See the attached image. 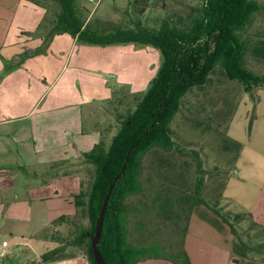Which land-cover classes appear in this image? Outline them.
Returning <instances> with one entry per match:
<instances>
[{
  "label": "crops",
  "instance_id": "1",
  "mask_svg": "<svg viewBox=\"0 0 264 264\" xmlns=\"http://www.w3.org/2000/svg\"><path fill=\"white\" fill-rule=\"evenodd\" d=\"M55 12L43 0H0V243L7 239L10 244L0 264H90L76 246L65 247L49 261L42 258L61 245L47 234L52 222L77 211L73 195L80 190L81 174L63 171L79 168L83 153L104 135L91 111L116 91L146 87L142 62L156 52L135 43L83 44L67 32L56 33L45 47ZM96 20L101 21L90 11L87 21ZM46 22L48 30L43 29ZM260 158L252 175L256 199L225 196L264 227V156ZM198 222L201 230L211 227L218 236L214 261L264 264V255L251 259L249 247H240L244 259L237 262L241 256L235 253L234 236L204 216ZM192 224L191 218L188 236ZM62 226L67 224L56 229ZM184 248L196 264L187 239Z\"/></svg>",
  "mask_w": 264,
  "mask_h": 264
},
{
  "label": "trees",
  "instance_id": "2",
  "mask_svg": "<svg viewBox=\"0 0 264 264\" xmlns=\"http://www.w3.org/2000/svg\"><path fill=\"white\" fill-rule=\"evenodd\" d=\"M53 1L58 3L60 10L45 38V47L56 33L67 32L83 44L150 45L161 52L162 60L148 88L145 91L130 92L138 96L136 106L126 114L118 115V126L111 139L106 142L104 133L90 151L83 153L79 168L63 171V175L83 173L80 190L73 195L77 211L74 216H61L53 221L49 231L54 228L57 232L56 227L67 224L73 227L75 234L69 240L52 235L61 245L44 253L43 260H51L67 246H76L84 249L90 264H96L92 250L96 222L110 185L125 166L113 189L98 246L105 264H138L140 260L147 258H161L174 264H192L184 243L193 212L191 204L208 205L202 197L204 177L197 176L194 195L185 197L187 202H192L188 211L185 204L181 205L179 213H175L171 200L158 202L157 217L168 226L164 239L154 240L153 235L151 237L153 230L147 229L143 220L135 224V228L140 229L138 242L143 239L142 243L131 239L127 199L134 195L148 194L146 199H141L144 208H148L150 203L156 206L160 193L149 196L150 192L146 193L142 182L144 157L154 150L190 152L198 159V168L201 167L197 150L186 149L177 143L173 128V123L183 111L186 97L192 91L208 89L216 75L222 74L231 84L239 85L240 93L248 94L255 105L260 100L259 91L264 89V74H256L245 62L249 50L256 58L264 60V34H259L255 41H251L245 36V32L262 6L258 0H202L191 24L178 27L169 22L160 26L147 25L142 16L150 6L149 0H131L134 13L138 16L118 24L87 21L90 11L79 0ZM222 90L223 87L219 86L213 91L219 93ZM120 92L123 91H116L111 100L120 96ZM238 101L239 99L234 104L231 103V108L224 117L225 122L235 111ZM193 109L198 111V105L192 106L189 111L194 112ZM146 201L148 205L145 207ZM140 211L143 210L138 207L136 212ZM78 212L82 217H87L86 224L81 222ZM244 214L237 213L235 220L238 221ZM247 214L252 216L250 212ZM223 220L236 237L234 224L225 216ZM217 227L222 228L219 225ZM64 240L67 242L64 243ZM161 240L171 244L172 252ZM175 240L179 241L176 250ZM240 247L242 246H238L234 239L235 252L241 256V259H235L237 262L244 259L243 250L247 245H244L242 251Z\"/></svg>",
  "mask_w": 264,
  "mask_h": 264
},
{
  "label": "rangeland",
  "instance_id": "3",
  "mask_svg": "<svg viewBox=\"0 0 264 264\" xmlns=\"http://www.w3.org/2000/svg\"><path fill=\"white\" fill-rule=\"evenodd\" d=\"M43 1L51 4L53 10L56 11L55 14L60 10L57 2ZM79 1L88 10L95 12V19H101L106 23H124V21L138 16L134 13L131 0ZM258 1L262 8L255 14L252 24L245 32V36H248L251 41H255L259 34H264V0ZM201 2L202 0H149L150 6L146 14L142 16V20L151 26H160L164 22H169L171 25L184 27L191 24ZM43 29H49L47 22L46 25L43 23ZM147 47L155 49L156 52L155 56L153 54L148 56L145 64L142 62L144 65L142 84L147 83V85L140 91H145L148 88L154 77L153 73L157 72L162 60L161 52L157 48L143 45L141 49ZM245 63L256 74H264V60L256 58L250 50L246 55ZM145 70H147V75L144 74ZM219 86L223 87L222 92L215 93L213 90ZM240 90L239 85L231 84L222 74H217L208 89H195L186 97L183 111L173 123L174 135L176 142L186 149L197 150L202 163L200 168L197 166L198 159L196 160L190 152L154 150L144 157L142 182L146 187V193L149 191L150 196L159 192L160 198L156 201V206L150 203L146 209L141 199H146L148 194L134 195L127 199L131 239L136 243L143 241V239H139L138 242L140 229L135 228V224L140 220L146 223L147 229L153 230L151 237L153 235L154 240L164 239V233L168 226L157 217L158 202L166 201V199L171 200L175 213H179L181 205L185 204L188 211L192 202H187L185 197L194 195L197 176L200 175L204 177L205 183L202 197L208 205L191 204L193 206L191 214L193 224L189 236L185 237L196 264H225V261H214L218 259L216 254H219V247L216 243L218 236H215L214 230L211 227L206 230H201V227H198L201 225L198 221L203 216L215 225L221 226V229L225 227L226 232L233 235L229 225L223 220V216L227 217L237 230L236 237H234L236 244L242 247L247 245L246 248L249 247L248 252L253 257L251 259H258L255 255L260 257L264 255V227H261L252 216H248L246 211L225 196L232 194L250 201L256 199L258 191L252 186L256 184L252 175L253 173L257 174L253 170L256 164L261 162L260 156H264V89L259 91L260 100L256 105L248 94H241ZM120 93V96L118 95L115 99L91 111L94 122L96 121L105 133L106 142L116 131L118 115H124L128 110H133L137 103L138 96L135 94L129 91ZM237 99L239 101L236 103L238 105L235 111L225 122L224 117L230 110L231 103L234 104ZM194 105H198V111L193 109L194 112H190L189 109ZM251 171L253 172L250 175ZM226 188L227 192H225ZM147 201H149L148 197ZM147 201L145 207L148 205ZM138 207H141L143 211L136 212ZM237 213L245 214L237 221L234 218ZM78 214H80L81 222L85 224L87 217H82L80 212ZM183 215L185 216V213ZM168 225L170 226V224ZM192 228L196 230L192 231ZM52 229L47 233L51 238L52 235H57L62 239L69 240L75 234L70 225L62 226L59 232ZM65 242L67 241L64 240ZM161 242L165 243L164 245L168 247L166 248L172 252L169 242L163 240ZM178 242V240L174 241L175 250ZM82 250L84 251V249ZM172 257L177 259L175 255ZM206 259L210 261H206ZM138 264L174 263L161 258H147L140 260Z\"/></svg>",
  "mask_w": 264,
  "mask_h": 264
},
{
  "label": "water",
  "instance_id": "4",
  "mask_svg": "<svg viewBox=\"0 0 264 264\" xmlns=\"http://www.w3.org/2000/svg\"><path fill=\"white\" fill-rule=\"evenodd\" d=\"M124 170H125V166L123 167L122 172L115 177L114 181L110 185L108 193H107V195L103 201L101 211H100L99 216H98V220L96 222L95 234L92 238V250H93V256H94L96 264H105L103 255H102L101 251L99 250L98 246H99L100 241H101V235H102L103 226H104L105 214H106V210L108 208V205H109V202L111 199L113 189L116 185V182L121 178Z\"/></svg>",
  "mask_w": 264,
  "mask_h": 264
},
{
  "label": "built area",
  "instance_id": "5",
  "mask_svg": "<svg viewBox=\"0 0 264 264\" xmlns=\"http://www.w3.org/2000/svg\"><path fill=\"white\" fill-rule=\"evenodd\" d=\"M9 241L7 239H4L1 243H0V257H4L6 256L8 249H9Z\"/></svg>",
  "mask_w": 264,
  "mask_h": 264
}]
</instances>
